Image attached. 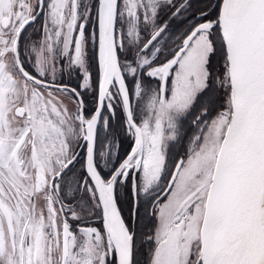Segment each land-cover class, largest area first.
<instances>
[{
  "label": "snow or ice",
  "instance_id": "1",
  "mask_svg": "<svg viewBox=\"0 0 264 264\" xmlns=\"http://www.w3.org/2000/svg\"><path fill=\"white\" fill-rule=\"evenodd\" d=\"M0 264H264V0H0Z\"/></svg>",
  "mask_w": 264,
  "mask_h": 264
}]
</instances>
